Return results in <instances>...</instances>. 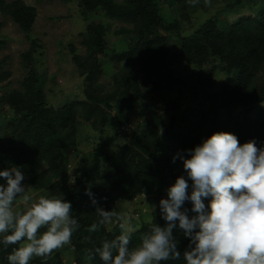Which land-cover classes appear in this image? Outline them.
<instances>
[{"label": "trees", "instance_id": "obj_1", "mask_svg": "<svg viewBox=\"0 0 264 264\" xmlns=\"http://www.w3.org/2000/svg\"><path fill=\"white\" fill-rule=\"evenodd\" d=\"M212 1L219 0H77L86 21L79 32L84 53L72 44L69 52L82 78L83 96L69 101L62 118L55 106L47 104L45 77L35 65L41 53L39 40L30 35L35 7L24 0H0V16L9 17L30 42L20 54L27 71L19 87H3L0 92V170L27 171L33 189L71 202V215L79 224L68 245L75 264H103L95 249L121 234V221L112 227L99 223L97 206L114 215L117 202L144 195L157 200L153 220L166 224L159 202L169 186L183 175L189 195L192 191L183 161L177 157L173 162L177 153L187 157V150L216 132H230L241 144L255 140L258 147H264V0L261 6L239 14L233 9L245 3L250 6V0H222L217 13L196 27L191 14L208 9ZM95 14L126 24L115 31L123 35L119 39L122 48L107 51L110 23L95 20ZM3 26L0 19V33ZM5 46L0 34V50ZM101 56L113 67L107 81H100L105 71ZM6 58H0V82L11 76ZM177 63L186 67L183 75L175 71ZM188 95L199 102L191 105L185 100ZM203 99L210 108L204 109ZM139 105L149 112L131 127ZM164 115L169 117L167 123ZM82 121L112 134L100 135L90 157H81L70 168L65 151L77 147ZM125 128V139H118L117 131ZM2 183L6 181L0 178ZM202 199L207 206L211 197ZM184 207L190 217L195 215L190 200ZM93 224H99L98 230L89 231ZM150 229L142 221L132 233L129 248L137 246ZM174 236L180 258L159 264H186L183 253L190 240L178 223ZM2 241L0 234V264H8L7 257L20 244L5 247ZM61 253L55 250L33 257L29 264H66ZM89 254L92 260L86 259Z\"/></svg>", "mask_w": 264, "mask_h": 264}, {"label": "clouds", "instance_id": "obj_2", "mask_svg": "<svg viewBox=\"0 0 264 264\" xmlns=\"http://www.w3.org/2000/svg\"><path fill=\"white\" fill-rule=\"evenodd\" d=\"M189 155L177 153L191 180L183 175L159 202L166 224H154L129 248L134 229L126 223L115 239L95 249L103 264H159L179 259L174 229L179 225L190 246L183 253L186 264H264V147L255 140L241 144L230 132H216ZM0 234L5 247L20 244L7 257L8 264H29L33 257L50 255L70 244L79 227L71 202L41 195L33 201L17 167L0 170ZM92 195L90 191L88 193ZM211 197L206 206L202 198ZM192 202L189 209L186 201ZM95 203V200H93ZM20 205V206H17ZM100 224L110 222L113 213L97 206ZM93 224L89 231L98 230ZM45 229L44 231H40ZM22 242V243H21ZM94 257L89 254L86 259Z\"/></svg>", "mask_w": 264, "mask_h": 264}, {"label": "rangeland", "instance_id": "obj_3", "mask_svg": "<svg viewBox=\"0 0 264 264\" xmlns=\"http://www.w3.org/2000/svg\"><path fill=\"white\" fill-rule=\"evenodd\" d=\"M27 4L32 5L36 9V16L32 25L31 37L39 40L41 53H38L39 59L35 61L36 69L45 77L43 86L45 99L47 104L55 106L57 113L63 118L68 110L67 104L70 100L80 98L83 96L82 78L79 76L75 65L72 62L71 54L69 52V45L76 47L79 53H84V47L79 43V32L85 27L86 21L81 17L77 0H24ZM251 5L244 4L233 9L236 13L243 12L246 8L252 9L261 6V0H250ZM255 4V6L252 5ZM224 2L222 0L212 1L208 9H199L191 14L192 22H195L196 27L201 24L209 15L217 13ZM93 15V14H92ZM221 17V15H220ZM4 21V26L1 29V36L6 40V46L0 50V58L6 56L7 67L11 71V76L0 82V85L7 81L10 83L6 86L0 87V92L3 87L17 88L19 87V80L27 69L21 66L20 54L29 48L30 42L26 39L25 34L18 28V26L9 18L0 16ZM97 21L107 20L110 23L109 30L106 34L107 51L113 52L114 49L122 48L119 39H123V35L117 34L115 31L121 25H126L122 22L108 20L102 14H95ZM188 27L186 25L184 28ZM191 29H189L190 32ZM124 41V40H123ZM120 44V46H119ZM105 70L100 77V81H107L109 79V70L112 69V64L108 58L100 57ZM184 64L177 63L174 65L175 71H179L183 75L187 71ZM189 96V95H188ZM187 102L191 105H196L199 100L193 95L188 97ZM204 109L210 108L209 103L205 99L202 101ZM8 106L7 108H9ZM158 109L164 112L163 104L158 103ZM134 118L131 123L136 125L141 123L143 117L147 115L149 110H145L142 105L134 108ZM168 115H164V121L167 123ZM129 127V126H128ZM127 127V128H128ZM94 129L88 122L82 121L78 125L77 132V147L65 151V155L69 158L68 166L72 168L81 157H90L92 148L97 142L99 136L111 135L112 132L107 128ZM127 128L117 131L118 139H125L124 132ZM113 145L110 147V149ZM24 180L22 184L27 187L26 191L33 197V201L38 199L42 194L41 191L35 190L31 187L27 171L22 172ZM44 196V195H43ZM163 198H167L165 195ZM157 200L152 202L144 195H139L130 201H120L115 205L116 214H114L108 222L109 227L114 226L117 221L126 223L132 227L134 231L142 221H146L150 227L156 224L153 220L152 210L158 206ZM20 206V205H17ZM139 212L138 214H136ZM158 223V222H157ZM69 245V244H68ZM68 245L57 249L62 252V258L66 264H75L73 261V249Z\"/></svg>", "mask_w": 264, "mask_h": 264}]
</instances>
